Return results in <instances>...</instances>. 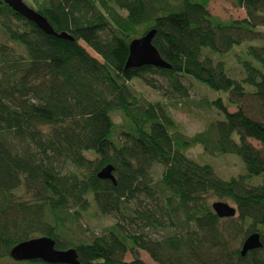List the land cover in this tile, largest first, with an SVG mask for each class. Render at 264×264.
<instances>
[{
    "label": "trees",
    "instance_id": "1",
    "mask_svg": "<svg viewBox=\"0 0 264 264\" xmlns=\"http://www.w3.org/2000/svg\"><path fill=\"white\" fill-rule=\"evenodd\" d=\"M230 1L245 10V19L211 16L210 0L28 5L69 40L46 34L0 0L6 39L0 44V264L14 246L39 237L52 238L58 250L75 249L80 264H128L124 256L136 250L157 264H264V44L248 48L252 60L242 62L241 81L228 75L224 61L203 56L204 49L225 55L246 41L264 43V0ZM152 29L153 45L171 68L126 69L130 43ZM148 74L166 78V85ZM186 76L229 93L236 107L229 112L222 97L207 100L204 107L224 119L194 136L179 130L165 103L147 101L130 84L141 79L169 100H185ZM247 96L259 116L243 107ZM113 112L123 116L124 129ZM197 146L238 156L245 174L221 179L211 164L187 156ZM109 164L115 183L98 178ZM156 164L164 167L158 182ZM255 178L261 183L251 184ZM213 197L235 203L238 217L219 219ZM93 206L102 216L122 218L104 234L74 243L71 226ZM157 232L165 235H151ZM255 232L262 248L242 257L234 244Z\"/></svg>",
    "mask_w": 264,
    "mask_h": 264
},
{
    "label": "rangeland",
    "instance_id": "2",
    "mask_svg": "<svg viewBox=\"0 0 264 264\" xmlns=\"http://www.w3.org/2000/svg\"><path fill=\"white\" fill-rule=\"evenodd\" d=\"M27 5H34V0H24ZM208 11L211 16L220 19L223 22L230 20H243L246 18V12L244 9L237 7V5L230 0H210ZM264 31L263 29H259ZM6 44V39L0 29V44ZM264 43L262 41H246L239 46L232 48L230 52L225 55L214 54L209 52L207 49H204L203 56L209 57L216 60H221L225 62L226 70L228 75L233 79L241 81L244 79L245 74L242 68V62L245 60H252L247 54V50L250 46H261ZM87 51L95 58H98L90 49L86 48ZM18 52L22 55L25 54L22 48L18 49ZM147 78H153L158 84L165 86L166 78L156 74V75H147ZM183 83L189 90V97L185 100H169V95H164L162 90H156L145 84L141 79H135L130 84L131 86L149 102L161 101L167 105L170 116L176 122L179 130L186 136H194L200 132H203L207 125L214 120L224 119L223 113H218L216 110L204 107V103L208 100H214L218 97H222L226 104L230 105L228 111L234 112L236 107L230 104V94L225 92H215L207 88L204 84L195 81L191 77H183ZM248 90H251L248 88ZM234 101L237 102L235 98ZM244 101V100H243ZM243 107L249 112L258 114V104L257 102L247 96L243 103ZM253 114V115H254ZM113 122L116 124L119 130H122L126 126L121 113L113 112L111 114ZM234 139L237 141V135H234ZM117 142L121 143L123 140L122 136L116 138ZM252 145L261 149L262 146L254 141L250 140ZM187 156L200 164H211L216 174L224 180H229L231 178H237L238 176L245 174V169L242 160L235 155H221L216 153L215 155H210L204 151L200 146L188 150ZM88 157H91L90 154H87ZM164 167L162 165L156 164L152 168V175L155 182H158L163 173ZM262 178H255L251 184L261 183ZM222 201L228 203L230 206H237L230 200L219 199L213 197L209 199V204ZM236 215L235 218H237ZM122 218V217H118ZM118 218L115 216H102L97 213L94 206L91 210L82 216L78 221V227H72L67 236L68 239L72 240L74 243H79L82 240H89L94 236H100L104 234L110 226L114 225L118 221ZM155 238H160L165 235V232H157L151 234ZM242 246V239L238 240L234 244V247L240 249ZM125 263L136 264H157L154 262L148 253L142 250H136V255L134 256L131 253H127L124 256ZM1 264H21L20 262L14 261L12 258L4 260ZM45 264V263H44Z\"/></svg>",
    "mask_w": 264,
    "mask_h": 264
},
{
    "label": "water",
    "instance_id": "3",
    "mask_svg": "<svg viewBox=\"0 0 264 264\" xmlns=\"http://www.w3.org/2000/svg\"><path fill=\"white\" fill-rule=\"evenodd\" d=\"M3 2L15 13L35 24L46 34L72 40L66 33L57 34L46 18L30 8L24 0H3ZM155 35L156 30L152 29L142 37L132 40L129 46L126 69L142 67L171 68L153 45ZM114 171V166L109 164L98 173V178L115 183ZM211 208L219 219H231L237 215L235 207L222 201L212 203ZM260 248H262L260 234L257 232L252 233L243 241L240 255L245 257L250 251ZM9 255L16 262L41 261L45 264H80L75 249L58 250L55 247V241L49 237H39L21 242L11 249Z\"/></svg>",
    "mask_w": 264,
    "mask_h": 264
}]
</instances>
